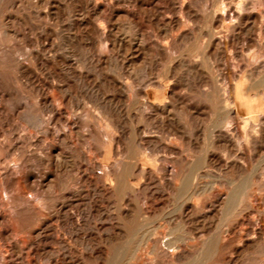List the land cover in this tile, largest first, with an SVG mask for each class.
<instances>
[{"label": "bare ground", "instance_id": "obj_1", "mask_svg": "<svg viewBox=\"0 0 264 264\" xmlns=\"http://www.w3.org/2000/svg\"><path fill=\"white\" fill-rule=\"evenodd\" d=\"M28 1H30V0H28ZM44 1L47 2L49 5L47 6V10H46L47 12L45 11V13H44L45 15H42V16L48 17L51 14V11L53 9H55V5L57 2H56V0H44ZM78 1H84L87 5V10L86 11L84 10L85 16L83 15L82 19L77 20V21H72L71 24L69 23L70 24L69 29H73V28L81 29L82 35H79V33H75L72 35V39H73L72 40L71 37L66 36V34L65 35L61 34V33L58 34V39H59V35H60V40H61V38H63L64 40L66 39L67 41L70 42L69 44H71V51L70 52L66 51L67 53L57 52V49H55V47H56L55 43L54 42L49 43V41H51L49 39L54 38L53 37L54 32H53V30H51L53 28L50 29V28H48V26L47 27L43 26L44 27V29L42 30L43 32L37 34V36L35 35L36 37H32V35L29 32H25L24 30L22 31V30L18 29L14 25V22L11 19H7L5 17L6 19L4 18V19L0 20V264H82L83 261H85L84 260L85 257L83 256L82 251H80L76 257L72 254L74 252V251L72 252V249H74V248H71L72 246L68 245V243H69L68 239L69 238L74 240L75 242L80 243V244L86 243V245H87V243H88V244L94 245L95 247L92 248L91 251H92V255H94L95 259H97V260H101L103 258L105 259L104 256L106 254V251H104L102 249V247L99 246V243L97 242V237L101 231H106V236H105L106 237V243L108 245L107 247H109V251H107V253H109V255H111V258L114 262L115 258L118 255L116 248L118 246H120L121 244H123V243H120V245H118V246L116 245L117 244V236H118L117 234H119V233H117V231H118L117 230L118 218H119L118 217L119 215H117L119 213V211L116 212L118 210L117 209V202H118L117 198L119 195H123V196L124 195H129V196L134 195L136 190L139 189V186L136 184V180L142 181V188L143 189H146V188L151 189L153 186L157 187V185L161 184L163 182V180H165L166 177H168V180H169L168 183H170V185L172 184L171 188L176 193V195H178L180 198H185L188 200V199L193 198L194 196H197L198 194H200V191L204 187V186H202V183L204 180L201 181L200 178L204 177L206 175L211 176L210 172H212V171L216 172L219 175L225 174V173L227 174L228 172H235V173L237 172L238 174H240V176L242 174L247 175V174H244V173H246V159H247L246 155L244 153L245 140L247 139V134H246L245 130H246V126L248 124L250 125L249 121L252 118H251L250 111L248 110L249 107L247 108L246 105L249 104L251 106V103H249L248 101H245V102L241 101L240 104L238 103V99L241 98V94H240L241 92L236 93L235 98H233L232 95H230L228 93L229 90H227V87H222V85L218 84L220 86L218 88H216V85L214 84V82H215L214 78L213 77L211 78V75L206 76L203 74V72L201 73V71H199V68H198L199 64L197 66V61L195 59L198 56L194 57V55H193L194 58L190 57L189 59H187V61L183 60V59L180 61L181 65L182 64L186 65L187 67H189L188 70L191 69L192 71H194L196 74H194V72H193V74L197 75L196 76L197 78L199 77L202 79H207V80H205L206 82H209L210 80L212 81V82H210L212 85L209 84L210 86H208V87L205 84H204L205 87L202 85L201 86L204 87V89L202 88L203 89L202 94L208 97V100L210 103V112L212 111L211 113L213 114L214 117L219 118L221 116V114H223L226 111L229 112L231 107L236 106V107H238L237 108L238 109L237 113L239 114L238 116H241V117H239L240 118L239 122L243 123V125H241V124H239V122L237 124L235 122V126H234L232 119L224 118L223 119L224 121L221 122L222 123L221 125H223L225 131H222V129L219 128L216 130V132L210 133V136L208 135L209 137H211V142H210L211 145L210 146L212 147V149L205 153L204 158H203V164L199 160V157H198L197 158L198 160L195 159L196 160L195 162L192 161V159H191V161L189 163L187 162L188 163L187 165H184L182 163V161H180L179 159L173 158L174 156H172L173 155L172 153H176L177 151H179V149H181V144L184 141H187V143H189V144L194 142V141H192V139H195V138H192V137L194 135H197V134H194L191 127H190L191 123L194 121L193 119H195L193 117L194 115H192L193 112L191 113L190 109H185L186 113L185 112L184 113L186 116H188V118L185 116L187 119L184 120L183 119L184 116H183L182 117V120H184L183 122L181 119H180L181 121L175 120V119H178L177 118L178 114H176L177 117L175 119L173 118L174 116L173 117L171 116V114L173 111H176L179 108L177 109V106L175 104H170L167 102L161 103L159 96L153 97V95H152L154 90L158 91V94H159L160 90H162L164 87H166L164 78L161 75L156 74V72L154 71V69H156L157 67L154 69L152 66H151L152 68H150V69H148V66H147V69H144V68H146V67H144L143 70L142 69L141 70L144 71L145 74L143 76L139 77L140 75H138V73H140V72L142 73V71L140 70L137 73L138 64H136V63L138 62V60L134 59L136 56L134 58H128L126 60V62L129 66L128 68L130 69V76L126 77V76H124V74L121 73V69L123 67L122 63H120L121 65L118 63V57H120V56L117 57V55L115 56V54H114L116 49L121 48V47L125 49L126 53L130 52V50L132 48H134L135 50L145 54L147 51H149L151 49V48L149 50L147 49L148 46L146 44L148 43V41L145 44L143 42V40L139 38V35H138L139 31L137 33V32H135V30L132 31L128 28H125L124 30L121 31V29L118 26L119 24H117L118 21L113 23V24L111 23L110 26H106L104 24V22L99 19V17H100V15H99L100 4L99 3L101 2V0H78ZM235 1L236 0H234V2ZM185 2H186L185 0H181L178 3V12L180 14L179 18L185 12L190 11V9L187 10V8H190V7L186 6ZM255 2L256 1H254V3ZM260 2H258V4ZM9 3L10 2H8V4ZM139 3H141V2H139ZM240 3L243 4L242 2H240ZM252 3L253 2H251V4ZM262 3L263 2H261L260 5H263ZM248 4H249V2L247 3V5ZM253 4H252V6H253ZM143 5H145V4H143ZM42 6H44V5L42 4ZM134 6L136 7L137 5H134ZM33 7H34V5H33ZM138 7L139 6H137L136 9ZM243 7H245V5H243ZM255 7L253 6V8H255ZM40 8H41V6H40ZM246 8L248 11L249 7L247 6ZM81 9H82V7H81ZM175 9H177V8L175 7ZM205 9H207V8L205 7ZM228 9H229V7H228ZM157 10H159V9H157ZM215 10H213V11H215ZM209 11H211V10H209ZM229 11H231V10L229 9ZM235 11H234V13H236ZM68 12H69V10H68ZM125 12L126 11L123 12L124 15H125ZM81 13H83V12L81 11ZM190 13H192V11ZM230 13H227V14H230ZM103 15L104 14H102V16ZM108 15H109V13H108ZM126 15H127V13H126ZM8 16H9V14H8ZM10 16H12V15H10ZM129 16L132 17V15H129ZM197 16H198V14H197ZM12 17H14V16H12ZM72 17H73V15H72ZM119 17H120V15H119ZM15 18H17V17H15ZM67 18L65 20H67ZM179 18H170V20H169L170 25L171 24H173V25L180 24L179 21H181L183 19L180 18L181 19L180 20ZM223 18H225V17H223ZM111 19H114V18L111 17ZM116 20H117V18H116ZM188 20H187V22H188ZM236 20H237V18H236ZM46 21H48V20H46ZM107 21H109V20H107ZM127 21H129V19ZM127 21H126V23L130 24ZM156 21H158V20H156ZM60 22H61V20H60ZM145 22H146V20H145ZM224 22H225V19H224ZM67 23H68V21H67ZM156 23L158 24L159 22H156ZM239 23L237 24L238 26H239ZM138 24H139V22H138ZM159 24H162V23H159ZM230 24H231V21H230ZM230 24L228 25L229 28H230ZM254 24H255V22H254ZM35 25H37V24H34V26ZM252 25H251V27H252ZM39 26L41 27L40 24H38V27ZM164 26H165V24H164ZM60 27H58V28H60ZM232 27H234V26H232ZM175 28H172V29H175ZM222 28H223V26H222ZM253 28H254V26H253ZM223 29H225V31H226L225 26ZM200 30H201V28H200ZM213 30L216 31L215 29H213ZM259 30L260 29H258L257 31H259ZM141 31H143V30L141 29L140 32ZM221 31H224V30H221ZM232 31H233V29H232ZM200 32L199 33L202 34L203 31H200ZM207 32H209V31H207ZM260 32H262V31H260ZM147 33L148 32H146V34ZM182 33H183L184 37L189 36L188 35L189 32H182ZM219 34H217V35H219ZM224 34H222V35H224ZM209 35L212 36V34H209ZM262 35H264V33ZM214 37H215V35H214ZM220 37H222V36H220ZM145 38H147V36H145ZM192 38H193V35H192L191 39ZM203 38H201V39H203ZM206 38H208V37L206 36ZM263 38H264V36H263ZM189 39L187 40V42L189 41ZM226 39H227V37H226ZM12 40H16V42H19V41L23 42V40H28L31 43H33V42L38 43L40 40H43V41L45 40L46 42L42 43L43 41H41V43H38L39 46L36 49H33L31 51L25 50L23 52V49L26 47L23 48L18 43L15 44ZM203 40L206 42L205 39H203ZM11 41H12V43H14L13 45L11 44ZM221 41L223 42V40H221ZM224 41H226V40H224ZM231 41H232V39H231ZM189 42H191V40ZM150 43L151 42H149V44ZM193 43H195V42H193ZM208 43L210 45H214V44L217 45L218 44V42H216V40H213V39H211ZM65 44H67V43H65ZM173 44L171 45L169 42V45H171L172 48L175 46V45L173 46ZM180 44H181V42H180ZM199 44H201V43H199ZM226 44H227V42H226ZM257 44H259V43H257ZM260 44H262V43H260ZM26 45H27V43H26ZM157 45H158L161 53H163L162 55H164V53L167 51V46H168V40L166 39V37H162L160 39V41L158 40ZM184 45H185V43L183 44V46ZM188 45L191 46L190 44H188ZM202 45H204V44H202ZM183 46H181V47H183ZM205 46L206 45H204V48H205ZM254 46H255V48L256 47L259 48L260 45H258V46L254 45ZM223 47L224 46H222V48ZM253 47H252V49H253ZM262 47L263 46H261V48ZM208 48H209V46L205 49H208ZM224 48L226 49L227 46ZM168 49H169L168 51L170 53H171V51H173V49L170 50L171 48H168ZM174 49L176 51V48H174ZM177 49L179 50V48H177ZM200 49H201V47L199 46V48L197 50L200 51ZM231 50L233 51V47ZM255 50L257 52L259 51L258 49H255ZM250 51H251V49H250ZM201 52L202 51H200V53ZM224 52H226V51H224ZM234 52H233V54H234ZM241 52H242V50H241ZM175 53H177V51ZM196 53H194V54H196ZM206 53H207V51L205 52V54ZM154 54H156V53H154ZM202 54H203V52H202ZM221 54H220V56H223ZM171 55H173V54H171ZM190 55H192V54H190ZM207 55H208V53H207ZM209 55H210V53H209ZM202 56H205V55L203 54ZM202 56H201V58H202ZM232 56H231V58H232ZM235 57H236V53H235ZM244 57H246V56L244 55ZM176 58H178V57L176 56ZM176 58H174V59H176ZM179 58H180V56H179ZM213 58L214 57H212V59ZM124 59H126V57H124ZM209 59H211V58L209 57ZM225 59L226 58H224L222 60H225ZM227 59H229V58H227ZM245 59H247V58H245ZM122 60H123V58H122ZM204 60H202V62H204ZM240 60H241V58H240ZM170 61L171 62L168 63V64H170L169 70L171 68L173 71H175V73H177L176 69H177V66H179V64H175V60L170 59ZM7 62H12L15 65V68L13 69L14 71H13L12 75H11L12 70L9 69L10 70V75H9L8 70L5 68V65ZM145 62H146V60H145ZM246 62H247V60H246ZM124 63L125 62H123V64ZM204 63L206 64V62H204ZM208 63L209 62H207V64ZM247 63H249V62H247ZM251 63H253V62H251ZM119 65L121 67H119ZM146 65H148V63ZM234 65H235V63H234ZM9 66H8L9 68L12 67L11 65H9ZM155 66H161V65H155ZM138 67H140V66H138ZM207 67H208V71H209V65ZM97 68H99L100 71L103 73L102 74L103 76L101 77L103 79V83L101 86L96 85V84H92V82H90V81L88 82V80L90 78L89 72H91L93 70H97ZM214 68H215V66L212 69L213 71H214ZM250 68L251 67H248V70ZM259 68H260V66H259ZM84 69H85L86 73L84 72ZM106 69L109 71L111 70L114 73V75H109L110 73L107 74ZM158 69H156V71ZM210 69H211V67H210ZM227 69H229V68H227ZM253 69H254V67H253ZM218 70H220V69H218ZM173 71H172V73H174ZM204 72H206V71H204ZM218 72L221 73L222 71L220 70ZM212 73L213 72H211L209 74H212ZM231 73H229V74H231ZM257 73H259V72H256V74ZM183 74H185V73H183ZM180 75H182V74H180ZM215 75H217V73ZM169 76H171V75H169ZM217 76L215 79H217ZM220 76H222V75H220ZM178 77H181V76H178ZM187 77H188V75H187ZM223 77H225V74ZM233 77H234V75H233ZM249 77H251V76H249ZM262 77H264V76H261L260 78H262ZM182 78L184 80L186 77L185 78L182 77ZM237 78H238V76H237ZM243 78H244V76H243ZM71 80L76 82L75 84L73 83L74 85L82 84L81 85V93H83L88 98V101H85L83 103L82 111H79L78 108H77L78 110L76 111L75 107H77V106H75L74 98H73L75 96H73V93H72L73 89L71 90V88H70V85H71L70 82H72ZM223 80H225V79L223 78ZM197 81H198V79H197ZM200 81H201V79H200ZM257 81L259 82V80H257ZM260 81H261V79H260ZM202 82H201V84H202ZM223 82L224 81H222V83ZM252 82H254V83H252ZM252 82H250V85H252V87H254L256 81L252 80ZM256 84H258V83H256ZM227 85H229V84H227ZM191 86L192 85L190 84L189 88ZM193 87L194 86H192V88ZM240 87H242V86H240ZM78 88L79 87H77V89ZM198 89H200V88H198ZM190 91H191V89H190ZM167 92H168V90H167ZM191 93L194 96L193 92H191ZM199 93H200V91H199ZM188 95L190 96V94H188ZM249 95H250V92H249ZM176 96H175V98H176ZM182 96H184V94ZM198 96H199V94H198ZM255 96H256V94H255ZM258 96H260V95H258ZM78 97H80V96H78ZM78 97H77V99H78ZM203 98L207 99L206 97H203ZM186 99L187 98H185V100ZM191 99H192V97H191ZM191 99H190V101H191ZM198 99H199V97H198ZM245 100H246V98H245ZM252 100H250V101L252 102ZM180 101H178V102H180ZM192 101H193V99H192ZM88 103H91V104H88ZM121 103H124L125 105L132 103L134 106H137V110L135 112L136 116L132 117V118H128L129 122H130L129 125H127L126 122H124V119H123L124 116L122 114L123 111H122V108H120ZM180 104L181 103H179L178 105H180ZM79 107H80V105H79ZM204 108H205V105H204ZM194 109H196V108H194ZM129 111H131V110H129ZM182 111H184V110H182ZM195 111H197V110H195ZM234 112H236V111H234ZM234 112H232V113L234 114ZM198 113H199V110H198ZM206 114H207V112H206ZM159 117L161 118V119H159V120H161V123H159L157 125L155 124L156 126L151 127V123L152 122L154 123L155 120L158 121V119H156V118H159ZM195 117H197V116H195ZM125 118L127 119L126 116H125ZM18 119L19 120L21 119L23 122H25L24 125L26 124L25 125L26 127L25 128L23 127V128L26 129L27 132H20V129L17 128V125H15V124L17 123ZM199 121L201 122V120H199ZM213 121H215V120H213ZM237 121H238V119H237ZM193 125H194V122H193ZM194 126L198 127L199 125L195 124ZM215 126H216V124H215ZM218 126H219V124H218ZM262 126H263V124H262ZM20 127L22 128V126H20ZM197 127H194V128H197ZM7 128H8L7 131L9 133L6 132ZM23 128H22V130H23ZM201 129H202V127H201ZM255 129L253 130V133L250 134L251 135L250 137L251 138L253 137L252 139H254L255 141H258L263 136H261L259 133H256L258 131V129H256V130ZM197 131H198V129H197ZM5 133H7V135H5ZM128 133L131 135V137L128 140H126V136ZM263 134H264V132H263ZM204 135H205V133H204ZM197 138H198V136H197ZM80 140H83L84 142H85V140H88V142L90 143L89 147L86 146L87 148H85V147L82 148L83 144H80L81 146H79L77 143ZM254 140H252V141H254ZM83 141L82 142L80 141L79 143H84ZM203 141H205V139ZM205 142H202L203 146L206 145ZM248 143H249V141H248ZM32 144H36L37 148L32 150L30 148ZM248 147H251V145ZM65 148H69L70 152H67L68 150L66 149L67 150L66 151ZM255 148H256V145H255ZM261 150H263V148L260 149L259 151H261ZM186 151H187V149H186ZM253 151H254V148H253ZM167 152H168V154L170 153L172 155L170 156V155L166 154ZM191 154H193V153H190V155ZM201 155H202V153H201ZM251 156H252V154H250V157ZM187 157H189V156H187ZM187 157H185V158H187ZM74 162H77V165H78L77 171L79 174L74 178H66L63 171L65 172V169L67 167H69L71 164H74ZM248 162H250V161H248ZM254 162L256 163L255 160H254ZM149 163H152L153 166H150ZM250 165H251V163H250ZM202 167H204L205 169H204L203 173H200L199 170ZM254 167L253 168L249 167V168H251V170H255L256 165ZM258 168L259 167H257V169ZM256 171H258V170H256ZM250 173L251 172L249 171L247 176H249ZM62 174H64L65 178L62 177L63 176ZM231 176L233 177L234 175L232 174ZM221 177H220V180H223V179H221ZM258 177H259V175H258ZM230 179H229V181H230ZM232 179H231V181H233ZM236 179L238 180L239 178H236ZM236 179H234V181ZM211 180H212V178H211ZM218 180L219 179H217V181ZM250 180L254 181L251 178H250ZM213 181H215V180L213 179ZM245 181L246 180H239L236 183L235 182L231 183L232 186L225 185L226 183H224L222 181L220 183H218L216 181L214 183H212V181H211L212 185H211V189H209V190H211L212 195L215 197V201H214L215 203H213V204H215V206H210L211 212L212 213L214 212L213 216H215V214L219 210L223 211V214H224V219H223L224 224L223 225L226 226V228L223 230L219 229V230H221V232L219 231L220 233L217 235L218 237L216 236V232H214L213 233V234H215V235H213L214 237H210L209 239H207L208 246L205 249L204 248L202 249V246L205 243L202 244V246H199V243L197 241H195V242L192 241V243H188L187 245H184L185 243L182 242V244L184 245L183 246L184 252H185V250H189L188 247L193 248L194 250L198 249L200 251L199 253H201L203 255V258L207 259L212 255L213 252L217 251L216 249H218V251L222 252V255H218V256L221 257L220 259L222 260L223 264H234L233 261H236L237 258L235 260H233V256H231V255H229L228 259H226V257L223 256V251L228 248V246L231 244L232 239H238L239 241H244V242L246 241L245 242L246 248L244 250H247L248 248L251 249L250 248L251 243L257 242L258 240H260V238L264 239L263 229L260 230L259 233H257L255 230L253 231V233H251L250 232L251 230L248 228V230H250V231H248L247 233L245 232V234H239V236L236 234L237 236H235V237H231L232 235L229 236V231L230 232L231 231L236 232L235 230L233 231V228H235L238 224H243L246 222L248 223V221H250V219L247 220L246 218H240V219H236L235 222H233L232 224H228L229 222H231L230 218L234 217V215H236L237 213H239V215L241 213V212H238V210L239 211L241 210L240 207H242L241 206L243 203L242 200H243V196L245 195L244 194V188L247 186V184L245 186ZM246 182H249V180H247ZM204 183H205V181H204ZM206 183H205V185H206ZM259 183H260V181H259ZM228 184L231 185L230 183H228ZM167 185H169V184H167ZM207 186H208V184H207ZM254 186H259V185L257 184ZM161 187H158V188L161 189ZM205 188H206V186L204 187V189ZM248 188H249V186H248ZM163 190H165V188H163ZM247 190H249V189H247ZM143 191H145V190H143ZM174 192L172 195H174ZM245 192H247V191H245ZM253 192H255V191H253ZM148 193H149V191H148ZM251 193H252V191H251ZM138 194L140 195V193H138ZM156 194H157V192H156ZM246 195H248V193ZM251 195H253V194H251ZM258 195H259V193H258ZM258 195L255 194L253 196L256 197ZM88 196H90V198H88ZM104 197L108 198V209L106 211V214L103 213L104 211L102 210L103 209L102 208V199ZM138 197L139 196H137L136 198H138ZM146 197L148 198V196H146ZM174 197H175V195H174ZM87 198L89 201V203H88L89 209L94 212L93 216H94V219L96 218L95 221L96 220L98 221V222L93 223V224H95L94 227H92V226L89 227L90 224H88V222H86V220L85 221L83 220V218L80 215L81 213H78V210H79L78 208L81 205L85 204L84 200H87ZM169 198H166V200H169ZM120 199H122V198H120ZM153 199L155 200V198H153ZM164 199H163V203H164ZM201 199H203V198H201ZM258 199H256V200L258 201ZM250 200H251V198H250ZM144 201H145V199H144ZM157 201H155V202H157ZM204 202H206V201H204ZM210 202H212V201H210ZM182 204L183 203H181V206H182ZM202 204L203 203H201V205ZM207 204L208 203H206V205ZM157 205H159V204H157ZM206 205H204V206H206ZM248 205H250V204H248ZM86 206L87 205H85V207ZM119 206H120V203H119ZM122 206H125V204ZM126 206H127V204H126ZM134 206H136V205H134ZM152 206H156V204L152 205ZM254 206H256V205H254ZM210 207H208V208H210ZM250 207H248V208H250ZM147 208H149V206ZM141 209H142V207H141ZM150 209L151 208H149V210ZM153 209H154V207H153ZM156 209H158V208H156ZM245 209H246V207H245ZM176 210H175V213H176ZM204 210H205V208H204ZM252 210H253V208H252ZM255 210H257V209H255ZM258 210H257V212H258ZM241 211H243V210H241ZM260 211H261V209H260ZM150 212H152V211H150ZM88 213H90V212H88ZM126 213L129 214L128 211ZM144 213L145 212H143V215H144ZM252 213H254V211ZM120 214H122V212ZM123 214H124V211H123ZM146 214H147V212H146ZM223 214H222V217H223ZM260 214L262 215V213H260ZM130 215H131V213H130ZM130 215H129V217H130ZM152 215H153V217H155L154 214H152ZM205 215H202V216H205ZM142 217H144V216H142ZM168 217L169 216H167L168 220H169V218H172V217H169V218ZM179 217H180V215H179ZM210 217H211V213H210ZM215 217H213V219ZM222 217H221V219H222ZM185 218H187V217H185ZM190 218H189V220H190ZM192 218H193V216H192ZM181 219H182V217H181ZM198 219H196V220H198ZM90 220H91V218H90ZM151 220H153V219L151 218ZM174 220L178 221V219H174ZM191 220L189 222H191ZM208 220L210 221L211 218ZM227 220H228V223H225V221H227ZM127 221H128V219H127ZM182 221H183V219H182ZM184 221H183V223H184ZM199 221H202V220H199ZM216 221L217 220H215V222ZM260 221H262V220H260ZM260 221H259V223H260ZM119 222H120V219H119ZM161 222H163V221H161ZM189 222H187V223L189 224ZM170 223H172V222H170ZM178 223L180 224V222H178ZM183 223H181V224H183ZM187 223H184V224L187 225ZM219 223H220V221H219ZM175 224H176V222H175ZM60 225H62V227L67 226L68 229L65 228L64 229L65 232H64V231H62V229H60ZM135 225L136 224H134L133 227H136ZM201 225L203 226V223ZM208 225L206 226L207 229H208ZM243 225H245V224H243ZM254 225H255V222H254ZM147 226H148V224H147ZM158 226H161V225H158ZM197 226H199V225H197ZM218 226H217V228H218ZM224 226H222V227H224ZM161 227L163 228V230L165 229V227H163V226H161ZM182 227H184V226H182ZM128 228L130 230V227H128ZM209 228H211V226H209ZM219 228H220V226H219ZM160 229H156V228L151 229L149 227H146V225H143V224L140 225L137 232H139V231L141 232L140 238L142 239V241L146 242L145 244H147V246H150L149 251H147V252L152 251V250H150L152 247L151 245H153L154 243L157 244L158 242H162L163 239H165V237H166L165 232H167V230L165 229V231H163ZM198 229H199V227H198ZM240 229H242V228H240ZM88 230H89V233H88ZM168 230H170V228ZM193 230H195V227ZM90 231H91V233H90ZM121 231H122V229H121ZM177 231H179L178 228H177ZM180 231H181V229H180ZM188 231L191 232L190 229L189 230L187 229V231H185V232H188ZM137 232L135 231V234ZM173 232H176V229ZM181 232L184 233L183 231H181ZM217 232H218V230H217ZM242 233H243V231H242ZM127 234H129V233H127ZM135 234H134V236H135ZM123 235H124V233H123ZM211 235H209V236H211ZM132 236H133V233H132ZM215 236L217 238L216 239L217 245H216V249H215L216 251H213L212 246H214V245H212V246H210V245L213 243V240H215L214 239ZM99 237H100V235H99ZM122 237H125V236H122ZM169 237L167 235V238H169ZM181 237L182 236H180V238H178L177 240H180ZM244 237H246V238H244ZM130 238H133V237H130ZM130 238H128V239H130ZM190 239H192V238H190ZM45 240H49L50 243H45V244L42 243ZM181 240L184 241L183 238ZM187 240H188V238H187ZM193 240H195V239H193ZM130 241H132V239L128 240L129 243H130ZM174 241H176V238ZM189 241H191V240H189ZM152 242H153V244H151ZM170 242H172V241H170ZM176 242H178V241H176ZM129 243L127 244V246L129 245ZM160 244H162V243H160ZM169 244H173V243H169ZM259 244H258V246H259ZM56 245L58 247H56ZM136 245L139 246V244H136ZM200 245H201V243H200ZM256 245H257V243L255 244V247H256ZM121 246L123 248V245H121ZM138 246H136V249ZM157 246H155V247H157ZM180 246L181 245H179L178 247H180ZM253 246H251V247H253ZM85 247L86 246L84 244V248ZM90 247H89V249H90ZM163 247H164V245H163ZM125 248H126V246L123 249H125ZM131 248H134V247H131ZM78 249H80V248H78ZM136 249L134 248L135 252H136ZM152 249H154V248H152ZM165 249H166V246H165ZM82 250H83V248H82ZM134 250H132V251H134ZM158 250H156V248H155V251H158ZM76 251L78 252V250H76ZM123 251L125 252V250H123ZM171 251H174V249ZM242 251L243 250H241V252ZM257 251H259V250H257ZM88 252H89V250H88ZM144 252H146V251L144 250ZM158 252L156 254L157 256L160 254V253L158 254ZM236 252H238V251H236ZM262 252H264V251H262ZM132 253H130V254H132ZM175 253H174V255H175ZM199 253H197V254H199ZM250 253H252V252H250ZM150 254L154 255V253H150ZM183 254L181 255V258H183ZM214 254H213V257L216 256L217 253H214ZM168 255L169 254H167V256ZM177 255H179V254H177ZM128 256H130V255H128ZM143 257H144V255H143ZM189 257L190 256H189V252H188V257H186V258H189ZM89 258H90V255H89ZM145 258H147V257H145ZM151 258L152 257H150V259ZM168 258H170V257H168ZM199 258H195V260L197 259L200 262ZM203 258H201V260ZM141 259H142V257H141ZM209 259H211V258H209ZM218 259L219 258H217V262H218ZM154 260H156V259H154ZM183 260H186V259H183ZM215 260H216V258L213 259V261H215ZM108 261L110 262V260H108ZM133 261L134 260H132V262ZM213 261H211V262H213ZM222 262H220V263H222ZM237 262H238V260H237ZM260 262H262V261H260ZM102 263H100V264H102ZM143 263H144V261H143ZM168 263H170V262H168ZM193 263H192V261H190L188 264H193ZM139 264H141V263H139ZM185 264H187V263H185ZM203 264H204V262H203Z\"/></svg>", "mask_w": 264, "mask_h": 264}, {"label": "rangeland", "instance_id": "obj_2", "mask_svg": "<svg viewBox=\"0 0 264 264\" xmlns=\"http://www.w3.org/2000/svg\"><path fill=\"white\" fill-rule=\"evenodd\" d=\"M63 1V2H62ZM56 0V5H55V9H53L52 11H51V14L47 17V16H42V15H45L44 13H45V11L47 10V6L49 5L47 2H45L44 0H30V1H28V0H0V20L1 19H4L5 17L7 18V19H11L13 22H14V25L18 28V29H20V30H24L25 32H29L31 35H32V37H36L37 36V34H39V33H42L43 31V29H44V27H47L48 26V28H53V29H51V30H53V32H54V35H53V37L54 38H50L49 40H51V41H49V43H51V42H54L55 43V45H56V47H55V49H57V52H59V53H67V52H70L71 51V44H69L70 42L69 41H67L66 39L64 40L63 38H61V40H60V35H59V39H58V34L59 33H61V34H66V36H70L71 37V39H72V35L73 34H75V33H79V35H82L81 33H82V31H81V29H78V28H73V29H69V26H70V24H71V22L72 21H77V20H80V19H82V17H83V15L85 16V11L87 10V5H86V3L84 2V1H78V0ZM181 0H101V2L99 3L100 4V10H99V15H100V17H99V19L100 20H102L103 22H104V24L106 25V26H110L111 25V23L113 24V23H115V22H117V24H119L118 26H119V28L121 29V31L122 30H124L125 28H128V29H130V30H135V32H137L138 33V31H139V33H138V35H139V38L140 39H142L143 40V42L146 44L147 43V41H148V43L146 44L148 47H147V49L149 50L150 48L152 49H150L149 51H147L145 54H143V53H141V52H139V51H137V50H135L134 48H132L131 50H130V52H127L126 53V51H125V49L124 48H117L116 49V51L114 52V54H115V56L117 55V57L118 56H120V57H118V63L120 64V63H122V65H123V67H122V69H121V73L122 74H124V76H126V77H129L130 76V69L128 68L129 66H128V64H127V62H126V60L128 59V58H134L135 56L137 57H135L134 59H137L138 60V62L136 63V64H138V66H140V67H138L137 66V73L142 69L143 70V68L144 67H146V68H144V69H147V66H148V69H150V68H152L153 67V69L154 68H156V69H158L157 71H156V69H154V71L156 72V74H158V75H161L163 78H164V81H165V84H166V87H164L162 90H160V93L158 94V91H156V90H154L153 91V93H152V95H153V97H155V96H159V99H160V101H161V103H165V102H167V103H170V104H175L176 106H177V109L178 110H176V111H173L172 112V114H171V116L175 119L176 117H177V115L176 114H178V119H175V120H182V117H183V119L185 120V119H187L188 118V116H186L185 115V109H190V111H191V113H192V115H194L193 117L195 118V119H193L194 121V125L196 124V125H199L198 127L197 126H194L193 125V122L191 123V129H192V131H193V133L194 134H197V135H194L192 138H195V139H192V141H194V142H192L191 144H189V143H187V141H184L182 144H181V149H179V151H177L176 153H172V154H168V152L166 153V154H168V155H172V156H174L173 158H177V159H179L180 161H182V163L184 164V165H187L190 161H191V159H192V161H196V160H198L197 158L199 157V160L202 162V164H203V158H204V155H205V153L207 152V151H210L211 149H212V147L210 146L211 145V137H209L210 136V133H213V132H216V130L217 129H222V131H225L224 130V127H223V125H221L222 123V121H224L223 119L224 118H228V119H232L233 121V125L235 126V122H236V124L240 121V118L239 117H241V116H238L239 114L237 113V108L238 107H236V106H233V107H231V109L229 110V112H224L223 114H221V116L219 117V118H216V117H214L213 116V114L210 112V103H209V100H208V97L207 96H205V95H203L202 93H203V89H204V87H205V85L208 87V86H210V85H212L210 82H212L211 80L209 81V82H206L205 80H207V79H202V78H197L196 76L197 75H194V74H196L194 71H192L191 69H189L188 70V68L189 67H187L186 65H181L180 64V61L183 59V60H186L187 61V59H189L190 57H193V55H194V57L195 56H198V57H196L195 59H196V61H197V66H198V64H199V66H198V68H199V71H201V73L203 72V74L204 75H206V76H209V75H211V78L213 77L214 78V80H215V82H214V84L216 85V88H218L220 85H222V87H227V90H229L228 91V93L230 94V95H232V97L233 98H235V96H236V93H240L241 94V98H239L238 99V103L240 104V102L241 101H243V102H245V101H248L249 103H251V106L248 104V105H246V107L248 108V110L250 111V114H251V120L249 121V123H250V125L248 124L247 126H246V134H247V139L245 140V146H244V153H245V155H246V173H244V174H247L248 175V172L250 171L251 173L249 174V176H247V175H241L240 176V174H238L237 172L235 173V172H228L227 174L225 173V174H221V175H219V174H217L216 172H214V171H212V172H210L211 173V176L210 175H206V176H204V177H201L200 179H201V181H205V183H206V185H205V183H204V181H203V183H202V186H206V188L204 189V187L202 188V190L200 191V194H198L197 196H194L193 198H190V199H185V198H180L178 195H176V193L172 190V184L170 185V183H168L169 182V180H168V177H166V179L165 180H163V182L161 183V184H159V185H157V187L155 186H153L151 189H149V188H146V189H143L142 188V181L141 180H136V184L139 186V189L138 190H136V194L134 193V195H119L118 196V198H117V211L116 212H118L119 211V213L117 214V215H119L118 217V228H117V233H119V234H117L118 236H117V246L118 245H120V243H123V244H121V245H123V248L126 246V248L125 249H123L122 248V246L120 245V246H118L116 249H117V253H118V255L120 256H118L117 255V257L115 258V260H114V262H113V260H112V258H111V255H109V253H107V251H109V247H107L108 245H107V243H106V231H101L100 233H99V235H100V237H99V235H98V237H97V242L99 243V246L100 247H102V249L104 250V251H106V254H105V259L103 258V259H101V260H97V259H95V257H94V255H92V248H94L95 246L94 245H92V244H88L87 243V245H86V243H83V244H80V243H78V242H75L74 240H72V239H68V245L69 246H72L71 248H74V249H72V254L76 257L77 255H78V253L80 252V251H82V254H83V256L85 257L84 258V260L85 261H83V263L82 264H100V263H102V264H139V263H141V264H149L150 262L152 263V264H185V263H189L190 261H192V263L193 264H203V262H204V264H223V262H222V260L220 259L221 257L220 256H218V255H222V252H220V251H218V249H216V245H217V243H216V236L221 232V230H223V229H225L226 228V226H224L223 224H224V214H223V211L222 210H219L216 214H215V216H213V213L211 212V207L210 206H215V204H213V203H215L214 201H215V197L212 195V193H211V190H209V189H211V185H212V183H214L215 181L216 182H218V183H220L221 181L222 182H224V183H226L225 185H228V186H232V184L231 183H236V182H238L239 180H249V182H246L245 181V186H246V184H247V186L244 188V196H243V200H242V207H240V209L241 210H243V211H239L238 210V212H241L240 213V215H239V213H237L236 215H234V217H232V218H230L231 219V222H229L228 223V220L227 221H225V223H228V224H232L233 222H235V220L236 219H240V218H246L247 220H249L250 219V221H248V223L246 222V223H243V224H245V225H243V224H238L235 228H233V231L235 230L236 232H230L229 231V236H231V237H235V236H239V234H245V232L247 233L248 231H250L251 233H253V231L255 230L257 233H259L260 232V230H262L263 229V232H264V134H263V132H264V77H262V78H260L261 76H264V38H263V36L264 35H262L263 33H264V0H254V1H258V2H263L262 4L263 5H260L261 4V2L258 4V2L256 3H254V1L253 0H236L235 2H234V0H185L186 2H185V4H186V6H188V7H190V8H187V10H189L190 9V11H188V12H185L183 15H181L180 16V18H182L183 20H181L180 18H179V12H178V3L180 2ZM189 1V2H188ZM227 1V2H226ZM232 1V2H231ZM242 2L243 4H241L240 2ZM3 2V3H2ZM6 2V3H5ZM8 2H10L9 4H8ZM33 2V3H32ZM117 2V3H116ZM139 2H141V3H139ZM173 2V3H172ZM204 2V3H203ZM226 2V3H225ZM234 2V3H233ZM249 2V4L247 5V3ZM251 2H253L252 4H253V6L255 7L256 5V7L255 8H253V6H252V4H251ZM35 3V4H34ZM67 3V4H66ZM82 3V4H81ZM103 3V4H102ZM137 3V4H136ZM189 3V4H188ZM207 3V4H206ZM42 4L44 5V6H42ZM47 4V5H46ZM61 4V5H60ZM141 4V5H140ZM143 4H145V5H143ZM170 4V5H169ZM188 4V5H187ZM7 5V6H6ZM10 5V6H9ZM12 5V6H11ZM15 5V6H14ZM33 5H34V7H33ZM37 5V6H36ZM41 6V8H40V6ZM85 5V6H84ZM134 5H137V6H139L137 9H136V7L134 6ZM207 5V6H206ZM227 5V6H226ZM243 5H245V7H243ZM260 5V6H259ZM46 6V7H45ZM60 6V7H59ZM66 6V7H65ZM117 6V7H116ZM143 6V7H142ZM207 8V9H205V7ZM249 7V10L247 11V8L246 7ZM9 7V8H8ZM12 7V8H11ZM15 7V8H14ZM81 7H82V9H81ZM106 9H105V8ZM156 7V8H155ZM159 7V8H158ZM169 7V8H168ZM175 7L177 8V9H175ZM228 7H229V9L231 10V11H229V9H228ZM45 8V9H44ZM59 8V9H58ZM145 10H144V9ZM210 8V9H209ZM212 8V9H211ZM214 8V9H213ZM258 8V9H257ZM263 8V9H262ZM40 9V10H39ZM80 9V10H79ZM108 9V10H107ZM126 11L125 12V15H124V11ZM157 9H159V10H157ZM192 9V10H191ZM216 9V10H215ZM239 9V10H238ZM256 9V10H255ZM260 9V10H259ZM68 10H69V12H68ZM71 10V11H70ZM85 10V11H84ZM114 10V11H113ZM140 10V11H139ZM157 10V11H156ZM196 12H195V11ZM209 10H211V11H209ZM213 10H215V11H213ZM218 10V11H217ZM224 10V11H223ZM228 10V11H227ZM236 10V11H235ZM260 12H259V11ZM263 10V11H262ZM81 11L83 12V13H81ZM192 11V13H190ZM234 11L236 12V13H234ZM251 11V12H250ZM47 12V11H46ZM55 12V13H54ZM143 12V13H142ZM168 12V13H167ZM208 12V13H207ZM231 12V13H230ZM233 12V13H232ZM39 13V14H38ZM108 13H109V15H108ZM126 13H127V15L129 14V15H132V17L131 16H127L126 15ZM223 13V14H222ZM227 13H230V14H227ZM242 13V14H241ZM8 14H9V16L10 15H12V16H14V17H12V16H8ZM56 14V15H55ZM102 14H104L103 16H102ZM160 14V15H159ZM197 14H198V16H197ZM227 14V15H226ZM241 14V15H240ZM55 15V16H54ZM65 15V16H64ZM72 15H73V17L75 18H73L72 17ZM75 15V16H74ZM82 15V16H81ZM98 15V16H99ZM119 15H120V17H119ZM134 15V16H133ZM172 15V16H171ZM218 15V16H217ZM229 15V16H228ZM53 16V17H52ZM71 16V17H70ZM80 16V17H79ZM109 16V17H108ZM147 16V17H146ZM175 16V17H174ZM241 16V17H240ZM248 16V17H247ZM2 17V18H1ZM15 17H17V18H15ZM57 17V18H56ZM68 17V18H67ZM106 17V18H105ZM111 17L112 18H114V19H111ZM128 17V18H127ZM179 18L181 21H179V23L180 24H177V25H173V24H171L170 25V18ZM223 17H225V18H223ZM239 17V18H238ZM255 17V18H254ZM5 18V19H6ZM19 18V19H18ZM67 18V20H65ZM116 18H117V20H116ZM138 18V19H137ZM155 20H154V19ZM164 20H163V19ZM167 18V19H166ZM236 18H237V20H236ZM241 18V19H240ZM247 18V19H246ZM17 19V20H16ZM61 20V22H60V20ZM70 19V20H69ZM106 19V20H105ZM129 19V21H127ZM189 19V20H188ZM193 21H192V20ZM224 19H225V22H224ZM250 19V20H249ZM254 19V20H253ZM22 20V21H21ZM46 20H48V21H46ZM54 20V21H53ZM107 20H109V21H107ZM116 20V21H115ZM124 20V21H123ZM145 20H146V22H145ZM150 20V21H149ZM156 20H158V21H156ZM187 20H188V22H187ZM231 21V24H230V21ZM240 20V21H239ZM64 21V22H63ZM67 21H68V23H67ZM120 21V22H119ZM126 21L128 22V23H130V24H127L126 23ZM219 21V22H218ZM41 22V23H40ZM55 22V23H54ZM62 24H60V23ZM138 22H139V24H138ZM156 22H159V23H162V24H157ZM193 22V23H192ZM234 24H233V23ZM240 22V23H239ZM252 22V23H251ZM254 22H255V24H254ZM262 24H261V23ZM37 24V25H35L34 26V24ZM70 23V24H69ZM110 23V24H109ZM134 23V24H133ZM230 24V28L228 27V25ZM239 23V26L237 25ZM251 23V24H250ZM38 24H40L41 25V27L39 26L38 27ZM51 24V25H50ZM58 24V25H57ZM65 24V25H64ZM123 24V25H122ZM127 24V25H126ZM136 24V25H135ZM164 24H165V26H164ZM247 24V25H246ZM253 24V25H252ZM142 27H141V26ZM145 25V26H144ZM170 27H169V26ZM192 25V26H191ZM237 25V26H236ZM246 25V26H245ZM251 25H252V27H251ZM263 25V26H262ZM44 26V27H43ZM50 26V27H49ZM56 26V27H55ZM61 26V27H60ZM122 26V27H121ZM137 26V27H136ZM172 26V27H171ZM211 26V27H210ZM215 28H214V27ZM222 26H223V28H224V26H225V28H226V31H225V29H223L222 28ZM227 26V27H226ZM232 26H234V27H232ZM250 26V27H249ZM253 26H254V28H253ZM260 26V27H259ZM25 27V28H24ZM36 29H34V28ZM37 27V28H36ZM58 27H60V28H58ZM135 27V28H134ZM149 27V28H148ZM151 27V28H150ZM169 27V28H168ZM176 27V28H175ZM207 27V28H206ZM210 27V28H209ZM218 27V28H217ZM35 30H33V29ZM172 28H175V29H172ZM191 28V29H190ZM200 28H201V30H200ZM212 28V29H211ZM217 28V29H216ZM228 28V29H227ZM239 28V29H238ZM241 28V29H240ZM60 29V30H59ZM69 29V30H68ZM142 29L143 31H141L140 32V30ZM148 29V30H147ZM152 29V30H151ZM166 29V30H165ZM209 29V30H208ZM213 29H215L216 31H214ZM232 29H233V31H232ZM258 29H260L259 31H257ZM262 29V30H261ZM56 30V31H55ZM59 30V31H58ZM168 30V31H167ZM175 30V31H174ZM185 30V31H184ZM187 30V31H186ZM220 32H219V31ZM221 30H224V31H221ZM231 30V31H230ZM246 30V31H245ZM249 30V31H248ZM152 31V32H151ZM156 31V32H155ZM166 31V32H165ZM196 31V32H195ZM200 31H203L202 32V34H200L201 32ZM207 31H209V32H207ZM260 31H262V32H260ZM37 32V33H36ZM68 32V33H67ZM146 32H148L147 34H146ZM165 32V33H164ZM176 34H175V33ZM182 32H189V36H187V37H184V35H183V33ZM191 32V33H190ZM200 32V33H199ZM211 32V33H210ZM239 34H238V33ZM241 32V33H240ZM245 32V33H244ZM250 34H249V33ZM168 33V34H167ZM196 33V34H195ZM200 35H199V34ZM215 33V34H214ZM220 33V34H219ZM225 33V34H224ZM228 35H227V34ZM259 33V34H258ZM145 34V35H144ZM152 34V35H151ZM163 34V35H162ZM182 36H181V35ZM209 34H212V36L211 35H209ZM217 34H219V35H217ZM222 34H224V35H222ZM253 34V35H252ZM256 34V35H255ZM36 35V36H35ZM57 35V36H56ZM192 35H193V38L191 39V37H192ZM204 37H202V36ZM205 35V36H204ZM214 35H215V37H214ZM145 36H147V38H145ZM149 36V37H148ZM170 36V37H169ZM191 36V37H190ZM198 38H197V37ZM201 36V37H200ZM206 36L208 37V38H206ZM217 36V37H216ZM220 36H222V37H220ZM241 36V37H240ZM157 37V38H156ZM162 37H166V39L168 40V46H167V51L164 53V55H162L163 53H161V51H160V49H159V47H158V45H157V43H158V40L160 41V39L162 38ZM169 37V38H168ZM190 39H189V38ZM212 37V38H211ZM226 37H227V39H226ZM249 37V38H248ZM149 38V39H148ZM196 40H195V39ZM200 38V39H199ZM201 38H203V39H205L206 40V42L203 40V39H201ZM236 38V39H235ZM258 38V39H257ZM260 38V39H259ZM57 39V40H56ZM171 39V40H170ZM180 41H179V40ZM189 39V41L191 40V42H187V40ZM199 39V40H198ZM211 39H213V40H216V42H218V44L216 45V44H214V45H210L208 42L211 40ZM231 39H232V41H231ZM250 39V40H249ZM255 39V40H254ZM64 40V41H63ZM73 40V39H72ZM156 42H155V41ZM186 40V41H185ZM202 40V41H201ZM209 40V41H208ZM221 40H223V42L221 41ZM224 40H226V41H224ZM258 40V41H257ZM263 40V41H262ZM15 44L16 43H18L20 46H22L23 48L24 47H26V48H24L23 49V52L25 51V50H28V51H31V50H33V49H36L38 46H39V44L38 43H41V41H43V40H40L38 43H36V42H33V43H31L30 41H28V40H23V42L22 41H19V42H16V40H12ZM12 41H11V44L13 45L14 43H12ZM154 41V42H153ZM175 43H174V42ZM254 41V42H253ZM46 41L44 40L42 43H45ZM149 42H151L150 44H149ZM153 42V43H152ZM169 42H170V44L172 45L173 43V48H172V46L171 45H169ZM180 42H181V44H180ZM193 42H195V43H193ZM203 42V43H202ZM222 42V43H221ZM225 42V43H224ZM226 42H227V44H226ZM249 42V43H248ZM26 43H27V45H26ZM36 43V44H35ZM57 43V44H56ZM65 43H67V44H65ZM178 43V44H177ZM185 43V45L183 46V44ZM199 43H201V44H199ZM233 43V44H232ZM257 43H259V44H257ZM260 43H262V44H260ZM34 44V45H33ZM59 44V45H58ZM178 46H177V45ZM188 44H190L191 46H189ZM202 44H204V45H206L205 46V48H207L208 46H209V48L208 49H205L204 48V45H202ZM247 44V45H246ZM29 45V46H28ZM227 46V48L225 49L224 47H226ZM251 45V46H250ZM254 45H256V46H258V45H260L259 46V48L258 47H256L255 48V46ZM31 46V47H30ZM36 46V47H35ZM171 46V47H170ZM181 46H183V47H181ZM188 46V47H187ZM199 46L201 47V49H200V51H202L203 52V54L205 55V56H202L203 54H202V52L200 53V51H198L197 49L199 48ZM222 46H224L223 48H222ZM246 46V47H245ZM248 46V47H247ZM254 46V47H253ZM261 46H263L262 48H261ZM68 47V48H67ZM181 47V48H180ZM187 47V48H186ZM195 47V48H194ZM232 47H233V51L231 50L232 49ZM236 47V48H235ZM252 47H253V49H252ZM28 48V49H27ZM59 48V49H58ZM65 50H64V49ZM168 48H171L170 50H172L173 49V51H171V53L168 51L169 49ZM174 48H176V51H177V53H175L176 51H175V49ZM177 48H179V50L177 49ZM189 48V49H188ZM194 48V49H193ZM213 48V49H212ZM217 48V49H216ZM219 48V49H218ZM258 49L259 51L257 52L255 49ZM124 49V50H123ZM183 49V50H182ZM250 49H251V51H250ZM263 51H262V50ZM62 50V51H61ZM120 50V51H119ZM122 50V51H121ZM157 50V51H156ZM188 50V51H187ZM191 50V51H190ZM205 50V51H204ZM217 50V51H216ZM241 50H242V52H241ZM244 50V51H243ZM67 51V52H66ZM118 51V52H117ZM195 51V52H194ZM207 51V53H208V55H207V53L205 54V52ZM224 51H226V52H224ZM228 51V52H227ZM235 51V52H234ZM238 51V52H237ZM240 51V52H239ZM122 52V53H121ZM133 52V53H132ZM152 52V53H151ZM173 52V53H172ZM197 52V53H196ZM233 52H234V54H233ZM137 53V54H136ZM150 53V54H149ZM154 53H156V54H154ZM181 53V54H180ZM194 53H196V54H194ZM202 56V58H201V56L199 55V54ZM209 53H210V55H209ZM222 53V54H221ZM235 53H236V57H235ZM243 53V54H242ZM124 54V55H123ZM159 54V55H158ZM169 54V55H168ZM171 54H173V55H171ZM190 54H192V55H190ZM198 54V55H197ZM220 54L221 55H223V56H220ZM227 54V55H226ZM229 54V55H228ZM242 54V55H241ZM249 54V55H248ZM150 57H149V56ZM207 55V56H206ZM233 55V56H232ZM244 55L246 56V57H244ZM257 55V56H256ZM164 56V57H163ZM176 56L178 57V58H176ZM179 56H180V58H179ZM200 56V57H199ZM214 57L213 59H212V57ZM228 56V57H227ZM231 56H232V58H231ZM263 56V57H262ZM124 57H126V59H124ZM176 58V59H174V58ZM193 57V58H194ZM208 59H207V58ZM209 57L212 59H209ZM220 57V58H219ZM241 58V60H240V58ZM122 58H123V60H122ZM149 58V59H148ZM159 58V59H158ZM224 59V58H226L225 60H222V59ZM227 58H229V59H227ZM245 58H247V59H245ZM255 58V59H254ZM170 59H172V60H175V64H179V66H177V69H176V72L177 73H175V71H173L171 68H170V70H169V66H170V64H168V63H170L171 61H170ZM205 59V60H204ZM249 59V60H248ZM255 61H254V60ZM145 60H146V62H145ZM154 60V61H153ZM178 60V61H177ZM202 60H204V62H206V64L204 63V62H202ZM229 60V61H228ZM235 63V65H234V63L232 62V61ZM246 60H247V62H249V63H247L246 62ZM125 62L124 64H123V62ZM149 61V62H148ZM156 61V62H155ZM168 61V62H167ZM253 62V63H251V62ZM260 61V62H259ZM263 61V62H262ZM155 62V63H154ZM200 62V63H199ZM207 62H209L208 64H207ZM213 62V63H212ZM230 64H229V63ZM148 63V65H146ZM159 63V64H158ZM211 63V64H210ZM222 63V64H221ZM237 63V64H236ZM256 63V64H255ZM11 65L12 67V69L11 68H9L10 66L9 65ZM9 67H8V66ZM14 64L12 63V62H7L6 63V65H5V68L8 70V72H9V75H10V70H12L11 71V75H12V73H13V69L15 68V65L13 66ZM121 65V64H120ZM119 65V67H121ZM155 65H161V66H155ZM204 65V66H203ZM209 65V71H208V66ZM212 65V66H211ZM215 66V68H214V71L212 70L213 69V67ZM232 65V66H231ZM243 65V66H242ZM7 66V67H6ZM152 66V67H151ZM259 66H260V68H259ZM125 67V68H124ZM205 67V68H204ZM210 67H211V69H210ZM242 67V68H241ZM248 67H251L249 70H248ZM253 67H254V69H253ZM124 68V69H123ZM227 68H229V69H227ZM233 68V69H232ZM244 68V69H243ZM246 68V69H245ZM256 68V69H255ZM10 69V70H9ZM99 68H97V70H93V71H91V72H89V80H88V82L90 81V82H92V84H96V85H102V83H103V79L101 78L103 75V73L100 71V69L98 70ZM167 69V70H166ZM217 71H216V70ZM218 69H220L222 72L221 73H219L218 71H220V70H218ZM224 71H223V70ZM128 72H127V71ZM141 70V71H142ZM169 70V71H168ZM212 70V71H211ZM229 70V71H228ZM238 70V71H237ZM241 70V71H240ZM261 72H260V71ZM165 71V72H164ZM172 71L174 72V73H172ZM192 71V72H191ZM204 71H206V72H204ZM263 71V72H262ZM84 72H85V69H84ZM112 71L110 70H107L106 69V73L108 74V73H110L109 75H114V73L112 72ZM125 72V73H124ZM160 72V73H159ZM169 72V73H168ZM181 72V73H180ZM193 72H194V74H193ZM211 72H213L212 74H209V73H211ZM226 72V73H225ZM231 73V74H229V73ZM256 72H259V73H257L256 74ZM86 73V72H85ZM183 73H185V74H183ZM189 73V74H188ZM217 73V75H215ZM235 73V74H234ZM93 74V75H92ZM142 74V75H141ZM145 74V72L144 71H142V73L140 72V73H138V75H140L139 77H141V76H143ZM166 74V75H165ZM173 74V75H172ZM180 74H182V75H180ZM224 74H225V77H223L224 76ZM245 74V75H244ZM91 75V76H90ZM169 75H171V76H169ZM181 76V77H178V76ZM186 75V76H185ZM187 75H188V77H187ZM213 75V76H212ZM215 75V76H214ZM220 75H222V76H220ZM231 75V76H230ZM233 75H234V77H233ZM247 75V76H246ZM255 77H254V76ZM191 76V77H190ZM195 76V77H194ZM216 76H217V79H215L216 78ZM237 76H238V78H237ZM243 76H244V78H243ZM249 76H251V77H249ZM96 77V78H95ZM182 77H186L184 80H183V78ZM220 79H219V78ZM167 78V79H166ZM223 78L225 79V80H223ZM236 78V79H235ZM249 78V79H248ZM256 78V79H255ZM94 79V80H93ZM175 79V80H174ZM193 79V80H192ZM196 79V80H195ZM197 79H198V81H197ZM200 79H201V81H200ZM260 79H261V81H260ZM218 80V81H217ZM224 81L223 83H222V81ZM252 80L253 81H256L255 82V86L254 87H252V85H250V82H252ZM257 80H259V82L257 81ZM72 82H70L71 83V85H70V88H71V90H72V93H73V96H75V97H73L74 98V103H75V106H77V107H75L76 108V111L79 109V111H82V109H83V103L85 102V101H88V98H87V96H85L83 93H81V85L82 84H76V85H74L76 82H74L73 80H71ZM189 81V82H188ZM192 81V82H191ZM200 81V82H199ZM203 81V82H202ZM217 81V82H216ZM226 81V82H225ZM230 83H229V82ZM234 81V82H233ZM172 82V83H171ZM179 82V83H178ZM201 82H202V84H201ZM74 83V84H73ZM171 83V84H170ZM177 83V84H176ZM200 83V84H199ZM229 84V85H227V84ZM252 83H254V82H252ZM256 83H258V84H256ZM74 86H73V85ZM173 84V85H172ZM187 84V85H186ZM192 85V86H194L193 88H192V86L189 88V85ZM205 84V85H204ZM210 84V85H209ZM218 84H220V85H218ZM233 84V85H232ZM175 85V86H174ZM204 86V87H202V86ZM218 85V86H217ZM225 85V86H224ZM227 85V86H226ZM174 86V87H173ZM196 86V87H195ZM235 86V87H234ZM240 86H242V87H240ZM77 87H79L78 89H77ZM200 88V89H198V88ZM230 87V88H229ZM256 87V88H255ZM187 88V89H186ZM189 88V89H188ZM203 88V89H202ZM174 89V90H173ZM190 89H191V91H190ZM246 89V90H245ZM167 90H168V92H167ZM197 90V91H196ZM244 90V91H243ZM199 91H200V93H199ZM263 91V92H262ZM174 92V93H173ZM191 92H193V94H194V96L192 95V93ZM235 92V93H234ZM249 92H250V95H249ZM171 93V94H170ZM234 93V94H233ZM184 94V96H182ZM188 94H190V96L188 95ZM198 94H199V96H198ZM255 94H256V96H255ZM80 96V97H78V96ZM178 97H177V96ZM192 95V96H191ZM196 95V96H195ZM258 95H260V96H258ZM263 95V96H262ZM175 96H176V98H175ZM181 96V97H180ZM248 96V97H247ZM250 96V97H249ZM77 97H78V99H77ZM190 97V98H189ZM191 97H192V99H193V101H192V99H191ZM194 97V98H193ZM198 97H199V99H198ZM203 97H206L207 99H205V98H203ZM81 98V99H80ZM185 98H187L186 100H185ZM189 98V99H188ZM202 98V99H201ZM245 98H246V100H245ZM249 98V99H248ZM179 99V100H178ZM190 99H191V101H190ZM197 99V100H196ZM205 99V100H204ZM241 99V100H240ZM253 99V100H252ZM181 100V101H180ZM196 100V101H195ZM250 100H252V102L250 101ZM260 100V101H259ZM178 101H180V102H178ZM183 101V102H182ZM262 101V102H261ZM78 103V104H77ZM179 103H181L180 105H178ZM186 103V104H185ZM208 103V104H207ZM88 104H91V103H88ZM191 107H189L188 105ZM257 104V105H256ZM79 105H80V107H79ZM129 105V106H128ZM204 105H205V108H204ZM207 105V106H206ZM182 108H181V107ZM186 107V108H185ZM202 107V108H201ZM78 108V109H77ZM120 108H122V111L124 112H122V114H123V119H124V122H126V124L127 125H129L130 124V122H129V119L128 118H132V117H135L136 115H135V112H136V110H137V106H134L132 103H129V104H124V103H121L120 104ZM125 108V109H124ZM133 108V109H132ZM184 108V109H183ZM194 108H196V109H194ZM200 108V109H199ZM209 108V109H208ZM184 110V111H182V110ZM202 109V110H201ZM129 110H131V111H129ZM183 112H181V111ZM195 110H197V111H195ZM198 110H199V113H198ZM234 111H236V112H234ZM131 112V113H130ZM185 112V113H184ZM196 112V113H195ZM206 112H207V114H206ZM232 112H234V114L232 113ZM133 113V114H132ZM203 113V114H202ZM236 113V114H235ZM184 114V115H183ZM181 117H180V116ZM125 116L127 117V119L125 118ZM187 118H186V117ZM195 116H197V117H195ZM224 116V117H223ZM227 116V117H226ZM238 116V117H237ZM180 117V118H179ZM213 119V120H215V121H213L211 118ZM156 119H158V121L157 120H155L154 121V123L152 122L151 123V127H154V126H156L157 124H159V123H161V120H159V119H161L160 117L159 118H156ZM209 119V120H208ZM235 119V120H234ZM237 119H238V121H237ZM21 120V119H20ZM19 119H18V121H17V123L15 124V125H17V128H19L20 129V132H27V130L26 129H24L26 126V124L24 125V123L25 122H23L22 120L20 121ZM180 120V121H181ZM184 120H182V122L184 121ZM199 120H201V122L199 121ZM212 120V121H211ZM253 120V121H252ZM199 121V122H198ZM257 123V124H256ZM156 124V125H155ZM215 124H216V126H215ZM218 124H219V126H218ZM239 124H241V125H243V123H240L239 122ZM253 126H252V125ZM262 124H263V126H262ZM240 125V126H241ZM20 126H22V128H23V130H22V128L20 127ZM213 126V127H212ZM218 126V127H217ZM222 126V127H221ZM252 126V127H251ZM7 127V126H6ZM194 127H197V128H194ZM201 127H202V129H201ZM212 127V128H211ZM257 127V128H256ZM9 128V127H8ZM8 128L6 129V132L7 133H9L7 130H8ZM253 128V129H252ZM258 129V131L256 132V133H259L261 136H263V137H261V139H259L258 141H255L254 139H252L250 136V134H252L253 133V130L254 129ZM10 129V128H9ZM197 129H198V131H197ZM200 129V130H199ZM215 129V130H214ZM255 129V130H256ZM25 130V131H24ZM214 130V131H213ZM166 131V130H165ZM249 131V132H248ZM262 132V133H261ZM7 133H5V135H7ZM167 133V132H166ZM204 133H205V135H204ZM249 133V134H248ZM209 135V136H208ZM197 136H198V138H197ZM205 136V137H204ZM131 137V135L128 133L127 134V136H126V140H128L129 138ZM205 139V141H203ZM251 140V141H250ZM252 140H254V141H252ZM81 142L83 141V140H80ZM79 141V142H80ZM88 142V140H85V142L84 143H79L78 141V145L79 146H81L80 144H83L82 145V148H87V147H89V142ZM209 143H208V142ZM248 141H249V143H248ZM202 142H205L206 143V145H204L203 146V143ZM263 142V143H262ZM187 143V144H186ZM204 143V144H205ZM258 145H257V144ZM254 144V145H253ZM198 145V146H197ZM251 145V147H248V146H250ZM255 145H256V148H255ZM87 146V147H86ZM184 146V147H183ZM194 146V147H193ZM207 147V148H206ZM32 150H34V149H36L37 148V145L36 144H32L31 145V147H30ZM253 148H254V151H253ZM263 148V150H261V151H259L260 149H262ZM68 151H67V150ZM186 149H187V151H186ZM193 149V150H192ZM198 149V150H197ZM235 149V148H234ZM251 149V150H250ZM256 149V150H255ZM65 150L67 151V152H70L69 150V148H65ZM181 150V151H180ZM203 152H202V151ZM190 151V152H189ZM195 151V152H194ZM201 151V152H200ZM234 151V150H233ZM250 151V152H249ZM163 152V151H162ZM187 152V153H186ZM197 152V153H196ZM190 153H193V154H191L190 155ZM197 155H196V154ZM201 153H202V155H201ZM258 153V154H257ZM196 156H195V155ZM200 154V155H199ZM250 154H252V158L250 157ZM183 155V156H182ZM199 155V156H198ZM182 156V157H181ZM187 156H189V157H187ZM263 156V157H262ZM185 157H187V158H185ZM194 158V159H193ZM250 158V159H249ZM196 159V160H195ZM254 160L256 161V163L254 162ZM258 160V161H257ZM185 161V162H184ZM248 161H250V162H248ZM188 162V163H187ZM250 163H251V165H250ZM260 163V164H259ZM256 165V169L255 170H251V168H253L255 165ZM258 164V165H257ZM149 165L150 166H153V164L152 163H149ZM250 165V166H249ZM251 167V168H249V167ZM257 167H259L258 169H257ZM68 168V169H67ZM66 169H65V172L63 171V173L65 174V176H66V178H74V177H76L79 173H78V171H77V168H78V165H77V162H74V164H71L69 167H67ZM249 168V169H248ZM255 168V167H254ZM204 167H202V168H200V170H199V172L200 173H203L204 172ZM248 170V171H247ZM256 170H258V171H256ZM262 171V172H261ZM255 172V173H254ZM259 172V173H258ZM216 173V174H215ZM261 173V174H260ZM64 174H62L63 176L62 177H64L65 178V176H64ZM234 175L233 177L231 176V175ZM257 174V175H256ZM213 175V176H212ZM216 177H215V176ZM223 175V176H222ZM239 175V176H238ZM258 175H259V177H258ZM261 175V176H260ZM222 176V177H221ZM238 176V177H237ZM215 177V178H214ZM220 177H221V179H223V180H220ZM228 177V178H227ZM233 179H232V178ZM239 178L238 180L236 179V178ZM244 177V178H243ZM249 179H248V178ZM258 177V178H257ZM210 178V179H209ZM211 178H212V180H211ZM233 180V181H231V179ZM246 178V179H245ZM250 178L252 179V180H254V181H251L250 180ZM261 178V179H260ZM213 179L215 180V181H213ZM217 179H219L218 181H217ZM227 181H226V180ZM229 179H230V181H229ZM234 179H236L235 181H234ZM259 179V180H258ZM212 181V183H211V181ZM256 180V181H255ZM259 181H260V183H259ZM230 183L231 185H229L228 183ZM258 182V183H257ZM166 183V184H165ZM167 184H169V185H167ZM207 184H208V186H207ZM261 185L260 187L259 186H254V185ZM163 185V186H162ZM162 186V187H161ZM165 186V187H164ZM248 186H249V188H248ZM252 186V187H251ZM158 187H161V189H159ZM259 187V188H258ZM154 188V189H153ZM163 188H165V190H163ZM170 188V189H169ZM258 188V189H257ZM148 189V190H147ZM153 189V190H152ZM167 189V190H166ZM247 189H249V190H247ZM257 189V190H256ZM143 190H145V191H143ZM148 191H149V193H148ZM151 191V192H150ZM154 191V192H153ZM162 191V192H161ZM172 191V192H171ZM205 191V192H204ZM245 191H247V192H245ZM250 193H249V192ZM251 191H252V193H251ZM253 191H255V192H253ZM156 192H157V194H156ZM168 192V193H167ZM171 192V193H170ZM173 192H174V195H175V197H174V195H172L173 194ZM138 193H140V195L138 194ZM142 193V194H141ZM162 193V194H161ZM248 193V195H246ZM258 193H259V195H258ZM153 194V195H152ZM167 194V195H166ZM170 194V195H169ZM208 194V195H207ZM251 194H253V195H258V196H256V197H254L253 195H251ZM136 195V196H135ZM155 195V196H154ZM160 195V196H159ZM165 195V196H164ZM169 195V196H168ZM261 195V196H260ZM137 196H139L138 198H136ZM144 196V197H143ZM146 196H148V198L146 197ZM152 196V197H151ZM248 196V197H247ZM157 197V198H156ZM163 197V198H162ZM170 197V198H169ZM172 197V198H171ZM196 197V198H195ZM245 197V198H244ZM253 197V198H252ZM88 198H90V196H88ZM88 198H87V200H84V203L85 204H83V205H81L78 209V213H81L80 215H81V217L83 218V220L85 221L86 220V222H88V224H90L89 225V227L90 226H92V227H94V225L95 224H93L94 222H98L97 220L95 221V219H94V212L92 211V210H90L89 209V205H88V203H89V201H88ZM120 198H122V199H120ZM128 200H127V199ZM135 200H134V199ZM145 199V201H144V199ZM153 198H155V200L153 199ZM165 198V199H164ZM166 198H169V200H166ZM201 198H203V199H201ZM250 198H251V200H250ZM259 198V199H258ZM263 198V199H262ZM120 199V200H119ZM150 199V200H149ZM153 201H152V200ZM159 199V200H158ZM163 199H164V203H163ZM173 199V200H172ZM175 199V200H174ZM256 199H258V201L256 200ZM106 200V201H105ZM148 200V201H147ZM158 200V201H157ZM195 200V201H194ZM200 200V201H199ZM87 201V202H86ZM130 203H129V202ZM137 201V202H136ZM147 201V202H146ZM155 201H157V202H155ZM177 201V202H176ZM185 201V202H184ZM191 201V202H190ZM204 201H206V202H204ZM210 201H212V202H210ZM105 202V203H104ZM149 202V203H148ZM153 202V203H152ZM176 202V203H175ZM256 202V203H255ZM258 202V203H257ZM119 203H120V206H119ZM156 204V206H152V205H155ZM162 203V204H161ZM181 203H183L182 204V206H181ZM195 203V204H194ZM201 203H203L202 205H201ZM206 203H208L207 205H206ZM211 203V204H210ZM250 204V205H248V204ZM124 205L125 204V206H122V205ZM126 204H127V206H126ZM140 204V205H139ZM157 204H159V205H157ZM176 204V205H175ZM180 204V205H179ZM186 204V205H185ZM256 205V206H254V205ZM258 204V205H257ZM85 205H87L86 207H85ZM134 205H136V206H134ZM204 205H206V206H204ZM247 205V206H246ZM260 205V206H259ZM107 206V207H106ZM149 206V208H151L150 210H149V208H147ZM151 206V207H150ZM169 206V207H168ZM189 206V207H188ZM210 207V208H208V207ZM246 207V209H245V207ZM251 206V207H250ZM253 206V207H252ZM125 209H124V208ZM127 207V208H126ZM141 207H142V209H141ZM153 207H154V209H153ZM158 208V209H156V208ZM161 207V208H160ZM175 207V208H174ZM191 207V208H190ZM248 207H250V208H248ZM86 208V209H85ZM102 210L104 211L103 213H105L106 214V211H107V209H108V198L107 197H104L103 199H102ZM145 208V209H144ZM180 208V209H179ZM204 208H205V210H204ZM252 208H253V210H252ZM128 209V210H127ZM177 209V210H176ZM188 209V210H187ZM193 209V210H192ZM195 209V210H194ZM255 209H259L258 210V212H257V210H255ZM260 209H261V211H260ZM90 210V211H89ZM122 210V211H121ZM131 210V211H130ZM154 210V211H153ZM158 212H157V211ZM173 210V211H172ZM175 210H176V213H175ZM191 210V211H190ZM123 211H124V214H123ZM128 211V213L129 214H127L126 212ZM140 213H139V212ZM150 211H152V212H150ZM156 211V212H155ZM185 211V212H184ZM254 211V213H252ZM88 212H90V213H88ZM92 212V213H91ZM122 212V214H120ZM143 212H145L144 213V215H143ZM146 212H147V214H146ZM173 212V213H172ZM190 212V213H189ZM204 212V213H203ZM130 213H131V215H130ZM142 213V214H141ZM156 213V214H155ZM179 213V214H178ZM210 213H211V217H210ZM220 213V214H219ZM252 213V214H251ZM260 213H262V215L260 214ZM89 214V215H88ZM92 214V215H91ZM136 214V215H135ZM146 214V215H145ZM152 214H154L155 215V217H153V215ZM178 214V215H177ZM191 214V215H190ZM206 214V215H205ZM222 214H223V217H222ZM257 214V215H256ZM85 215V216H84ZM127 217H126V216ZM129 215H130V217H129ZM139 215V216H138ZM158 215V216H157ZM173 215V216H172ZM175 215V216H174ZM179 215H180V217H179ZM182 215V216H181ZM185 217H187V218H185ZM190 215V216H189ZM202 215H205V216H202ZM248 215V216H247ZM142 216H144V217H142ZM148 216V217H147ZM151 216V217H150ZM167 216H169V217H172V218H169V220L167 219ZM189 216V217H188ZM192 216H193V218H192ZM237 218H236V217ZM142 217V218H141ZM147 217V218H146ZM159 217V218H158ZM181 217H182V219H183V221H184V223H187V222H189L191 219V222H189V224L187 223V225L186 224H184L183 223V221H182V219H181ZM191 217V218H190ZM204 217V218H203ZM208 217V218H207ZM213 217H215L214 219H213ZM221 217H222V219H221ZM258 217V218H257ZM90 218H91V220H90ZM151 218L153 219V220H151ZM157 218V219H156ZM189 218H190V220H189ZM199 218V219H198ZM203 218V219H202ZM211 218V220L209 221L208 219H210ZM234 218V219H233ZM119 219H120V222H119ZM127 219H128V221H127ZM131 219V220H130ZM172 219V220H171ZM174 219H178V221L177 220H174ZM181 219V220H180ZM196 219H198V220H196ZM262 220V221H260V220ZM139 222H137V221ZM174 220V221H173ZM180 220V221H179ZM199 220H202V221H199ZM204 220V221H203ZM215 220H217L216 222H215ZM222 220V221H221ZM233 220V221H232ZM122 221V222H121ZM131 221V222H130ZM151 221V222H150ZM161 221H165L164 223L163 222H161ZM182 221V222H181ZM194 221V222H193ZM196 221V222H195ZM209 221V222H208ZM214 223H213V222ZM219 221H220V223H219ZM252 221V222H251ZM255 222V225H254V222ZM259 221H260V223H259ZM130 222V223H129ZM141 222V223H140ZM149 222V223H148ZM153 222V223H152ZM161 222V223H160ZM170 222H172V223H170ZM175 222H176V224H175ZM178 222H180V224L181 223H183V224H179ZM207 222V223H206ZM223 222V223H222ZM251 222V223H250ZM258 222V223H257ZM120 223V224H119ZM123 223V224H122ZM156 223V224H155ZM166 223V224H165ZM195 225H194V224ZM200 223V224H199ZM203 223V226L201 225ZM211 225H210V224ZM222 223V224H221ZM134 224H136L135 226L136 227H133L134 226ZM141 224H143V225H146V227H149V228H151V229H154V228H156V229H160V230H163V228L161 227V226H163V227H165V229L167 230V232H165V234H166V237H165V239H163V241L162 242H158L157 244L156 243H154L153 244V242L151 243V244H153V245H151L152 247H151V249L150 250H152L151 252H147V251H149V248H150V246H147V244H145L146 242H144V241H142V239L140 238L141 237V232L139 233V232H137L138 231V229H139V227H140V225ZM147 224H148V226H147ZM163 224V225H162ZM174 224V225H173ZM179 224V225H178ZM199 225V226H197V225ZM208 225V229L206 228V226ZM214 224V225H213ZM221 224V225H220ZM250 224V225H249ZM153 227H152V226ZM155 225V226H154ZM158 225H161V226H158ZM165 225V226H164ZM168 225V226H167ZM177 227H176V226ZM216 225V226H215ZM220 226V228H219V226ZM241 225V226H240ZM257 225V226H256ZM262 225V226H261ZM175 226V227H174ZM182 226H184V227H182ZM195 227V230H193L194 229V227ZM209 226H211V228H209ZM217 226H218V228H217ZM222 226H224V227H222ZM62 225H60V229H62V231H64L65 232V228L66 229H68V227L67 226H63L62 228ZM128 227H130V230H129V228ZM133 227V228H132ZM138 227V228H137ZM187 227V228H186ZM198 227H199V229H198ZM222 227V228H221ZM263 227V228H262ZM170 228V230H168ZM176 229V232H173L175 229ZM177 228H178V230L179 231H177ZM238 228V229H237ZM240 228H242V229H240ZM248 228L250 229V230H248ZM121 229H122V231H121ZM124 229V230H123ZM165 229L163 230V231H165ZM180 229H181V231H183L184 233H182L181 231H180ZM187 229L189 230H191V232L190 231H188V232H185V231H187ZM211 229V230H210ZM218 230V232H217V230ZM219 229H221V230H219ZM126 230V231H125ZM203 230V231H202ZM210 230V231H209ZM213 230V231H212ZM215 230V231H214ZM239 230V231H238ZM243 231V233H242V231ZM130 231V232H129ZM135 231L137 232L136 234H135ZM212 231V232H211ZM220 231V232H219ZM198 232V233H197ZM214 232H216V236H215V240H213V243L210 245V246H212V245H214V246H212V248H213V251H216V252H213L212 253V257L210 256L209 258H211V259H209V258H207V259H205V258H203V255L201 254V253H199L200 251L198 250V249H196V250H194L193 248H190V247H188V249L189 250H185V252L183 251V246L184 245H187L188 243H192V241L193 242H195V241H197L198 243H199V246H202V244H204L203 246H202V249L204 248H206L207 246H208V242H207V239H209L210 237H214L213 235H215V234H213ZM238 232V233H237ZM88 233H89V230H88ZM90 233H91V231H90ZM123 233H124V235H123ZM127 233H129V234H127ZM132 233H133V236H132ZM193 235H192V234ZM200 233V234H199ZM95 234V233H94ZM134 234H135V236H134ZM139 236H138V235ZM174 234V235H173ZM197 234V235H196ZM205 234V235H204ZM212 234V235H211ZM237 234V235H236ZM129 235V236H128ZM167 235H168V237L170 238H167ZM176 235V236H175ZM182 236L181 237V239L183 238V240L184 241H182L181 239L180 240H177L178 238H180V236ZM209 235H211V236H209ZM122 236H125V237H122ZM173 236V237H172ZM130 237H133V238H130ZM135 237V238H134ZM195 237V238H194ZM218 237V236H217ZM100 238V239H99ZM128 238H130V239H128ZM175 238H176V241H178V242H176V241H174L175 240ZM185 238V239H184ZM187 238H188V240H187ZM190 238H192V239H190ZM244 238H246V237H244ZM126 239V240H125ZM132 239V241H130V243L128 242V240H131ZM193 239H195V240H193ZM262 238H260V240H261ZM71 240V241H70ZM187 240V241H186ZM189 240H191V241H189ZM237 240V241H236ZM260 240H258L257 242H255V243H251V246H253V247H251L250 246V248L251 249H247V250H244L246 247H245V242L244 241H239L238 239H232V241H231V244L228 246V248L226 249V250H224L223 251V256L224 257H226V259H228V257H229V255H231V256H233V260H235L236 258V261H233V263L234 264H264V252H262V251H264V239H262L261 241ZM74 241V242H73ZM123 241V242H122ZM125 241V242H124ZM167 241V242H166ZM170 241H172V242H170ZM174 241V242H173ZM72 242V243H71ZM102 242V243H101ZM129 243V245L127 246V244ZM173 243V244H169V243ZM182 242L183 243H185L184 245L182 244ZM187 242V243H186ZM42 243H50V241L49 240H45V241H43ZM119 243V244H118ZM135 243V244H134ZM160 243H162V244H160ZM164 243V244H163ZM167 243V244H166ZM200 243H201V245H200ZM257 243V245H256V247H255V244ZM261 245H260V244ZM71 244V245H70ZM80 246H79V245ZM84 244H85V246L87 247H85L84 248ZM106 244V245H105ZM136 244H139V246L138 245H136ZM159 244V245H158ZM253 244V245H252ZM258 244H259V246H258ZM143 245V246H142ZM158 245V246H157ZM162 247H161V246ZM163 245H164V247H163ZM176 247H175V246ZM179 245H181L180 247H178ZM232 245V246H231ZM91 246V247H90ZM136 246H138L137 247V249H136ZM147 246V247H146ZM155 246H157V247H155ZM165 246H166V249H165ZM238 248H237V247ZM243 246V247H242ZM258 246V247H257ZM56 247H58L57 245H56ZM89 247H90V249H89ZM131 247H134L135 249H136V252H135V250H134V248H131ZM143 247V248H142ZM145 247V248H144ZM161 247V248H160ZM263 247V248H262ZM78 248H80V249H78ZM82 248H83V250H82ZM142 248V249H141ZM148 250H147V249ZM152 248H154V249H152ZM155 248H156V250H158V251H155ZM164 248V249H163ZM170 248V249H169ZM179 248V249H178ZM237 250H236V249ZM134 250V251H132V250ZM141 251H140V250ZM161 249V250H160ZM174 249V251H171V250H173ZM179 251H178V250ZM182 249V250H181ZM216 249V250H215ZM240 249V250H239ZM263 249V250H262ZM76 250H78V252L76 251ZM88 250H89V252H88ZM123 250H125V252L123 251ZM127 250V251H126ZM144 250L146 251V252H144ZM166 250V251H165ZM169 250V251H168ZM181 250V251H180ZM193 252H192V251ZM230 252H229V251ZM232 250V251H231ZM241 250H243L242 252H241ZM257 250H259V251H257ZM76 251V252H75ZM178 251V252H177ZM189 252V258H186V257H188V252ZM236 251H238V252H236ZM248 251V252H247ZM134 254H133V253ZM156 252V253H155ZM157 252H158V256L156 255L157 254ZM164 252V253H163ZM175 253V255H174V253ZM246 252V253H245ZM250 252H252V253H250ZM126 253V254H125ZM130 253H132V254H130ZM145 253V254H144ZM150 253H154V255L152 254H149ZM162 253V254H161ZM181 253V254H180ZM184 253V254H183ZM194 253V254H193ZM197 253H199V254H197ZM214 253H217L216 254V256H214L213 257V254ZM226 253V254H225ZM233 253V254H232ZM142 254V255H141ZM167 254H169L168 256H167ZM177 254H179V255H177ZM183 254V258H181V255ZM237 254V255H236ZM263 254V255H262ZM89 255H90V258H89ZM128 255H130V256H128ZM143 255H144V257H143ZM165 255V256H164ZM215 255V254H214ZM245 255V256H244ZM260 255V256H259ZM125 256V257H124ZM134 258H133V257ZM154 256V257H153ZM157 256V257H156ZM180 256V257H179ZM193 256V257H192ZM238 256V257H237ZM243 256V257H242ZM263 256V257H262ZM108 257V258H107ZM122 257V258H121ZM128 257V258H127ZM130 257V258H129ZM141 257H142V259H141ZM145 257H149L148 259L147 258H145ZM150 257H152L151 259H150ZM166 257V258H165ZM168 257H170V258H168ZM178 257V258H177ZM185 257V258H184ZM199 258L200 259V262L196 259L195 260V258ZM242 257V258H241ZM262 257V258H261ZM92 258V259H91ZM110 258V259H109ZM127 258V259H126ZM137 258V259H136ZM146 260H145V259ZM201 258H203L202 260H201ZM216 258V260L215 261H213V259H215ZM217 258H219L218 259V262H217ZM118 259V260H117ZM122 259V260H121ZM154 259H156V260H154ZM183 259H186V260H183ZM241 259V260H240ZM263 259V260H262ZM108 260H110V262L108 261ZM132 260H134L133 262H132ZM151 260V261H150ZM171 260V261H170ZM190 260V261H189ZM237 260H238V262H237ZM138 261V262H137ZM140 261V262H139ZM143 261H144V263H143ZM155 261V262H154ZM164 261V262H163ZM167 261V262H166ZM175 261V262H174ZM198 261V262H197ZM211 261H213V262H211ZM255 261V262H254ZM260 261H262V262H260ZM105 262V263H104ZM113 262V263H112ZM127 262V263H126ZM129 262V263H128ZM168 262H170V263H168ZM220 262H222V263H220ZM237 262V263H236ZM240 262V263H239ZM150 263V264H151Z\"/></svg>", "mask_w": 264, "mask_h": 264}]
</instances>
